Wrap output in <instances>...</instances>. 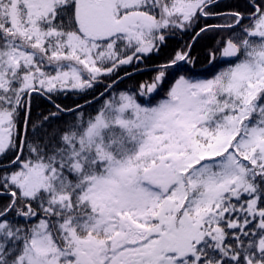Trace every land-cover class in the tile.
<instances>
[{"label":"trees","instance_id":"1","mask_svg":"<svg viewBox=\"0 0 264 264\" xmlns=\"http://www.w3.org/2000/svg\"><path fill=\"white\" fill-rule=\"evenodd\" d=\"M159 1L153 9L155 48L141 55L143 65L139 67L145 70H136L133 61L118 63V54L96 63L97 72L83 73L80 82L59 83L51 76L67 69L69 63L63 55L67 52L65 34L69 30L82 35L74 24V2L64 0V7L55 3L56 15L49 22L28 0H0V63L12 62L0 70V109L10 116L8 143L0 153V264H81L85 255L79 247L88 240L97 245L99 253L109 246L111 250L117 231L100 219L89 191L101 178L108 180L118 169L132 168L146 190L142 172L157 162V156L146 154L157 144L149 140L152 137L133 106L155 105L180 78L208 80L241 63L264 64V38L250 36L255 21L246 19L253 13L252 4L262 8L264 0H222L212 7L207 6L210 0ZM161 1L163 8H158ZM183 4L193 7L182 15L173 14ZM202 11L220 17L205 18ZM236 16L242 22L228 28ZM208 25L226 29L200 33L190 51L195 58L192 70L188 64L176 66L197 31ZM230 42L238 54L218 64L224 47L225 53H234ZM210 53L216 62L211 69L192 74L209 63ZM159 72L164 74L161 93L139 100V88L152 83ZM249 75L255 83H244L239 98L229 92L215 93L213 98L220 105H205L202 123L193 126L207 127L212 137L216 132L220 138L224 135L228 146L212 157L194 155L195 163L181 174V189L174 196L169 197L171 190L153 186L146 190L155 196L157 205V216L148 219L147 226H162L148 256L159 248L163 264H264V162L260 160L257 166L251 157L245 158L253 144L254 150L264 149V86L255 87L264 78L254 72ZM123 106L130 112L122 110ZM165 145H170L169 139L158 146ZM36 163L47 172L43 175L48 182L43 181L41 188L31 192L7 183L8 172H27ZM232 171L237 173L227 180L226 190L210 204L202 202L210 189L209 180L227 179ZM202 203L203 210H197ZM164 205L168 210L159 221ZM170 219L179 227L187 219L195 225V232H189L194 241L187 253L163 250L169 245H163L162 236L168 232L164 222ZM38 238L46 244L42 252L32 246Z\"/></svg>","mask_w":264,"mask_h":264},{"label":"rangeland","instance_id":"2","mask_svg":"<svg viewBox=\"0 0 264 264\" xmlns=\"http://www.w3.org/2000/svg\"><path fill=\"white\" fill-rule=\"evenodd\" d=\"M74 1V24L83 33L84 38L76 37L78 31L67 30L68 32L65 34L67 36V52L63 55L69 63L66 64L67 69H59L51 76L54 81L68 83L76 80V82H80L83 73L92 70L97 72L96 63L101 64L103 61L116 57V54H120L117 53L118 49H122L126 53L133 47V51L136 50L138 53L144 54L154 46L153 37L156 22L147 18L144 10L157 6L159 0ZM178 1L176 0V2ZM28 2L32 9L41 12V15H47L48 21L52 22L56 15L55 7L57 5L55 3H60L61 7L64 0H28ZM133 6L137 9L126 10ZM191 6L193 7L191 4H183L182 8L178 6L176 10H173V14L182 15L184 11L191 10ZM158 8H163L162 1ZM187 13L191 12L187 11ZM255 24L261 27L255 33L264 36V15ZM116 42L123 43L119 46ZM229 56L228 53L222 55L223 58ZM60 61L64 63L63 60ZM180 61L186 62L187 56H178L177 62ZM11 65L10 60H3L0 63V70L5 71ZM259 65L264 67L262 63H259L258 66L239 65L228 70L221 77L217 75L207 81L188 82L186 79L180 78L170 90L165 92L164 98L155 105L133 106L136 112H140L141 122L146 126L148 137H152L149 140L157 144L154 151L146 153L148 156H157V162L152 163L142 172L141 179H143L146 189L153 186L165 192L171 190L169 197L174 196L179 192V188L181 189V183L178 180L181 178V174L188 169V165L195 163L194 155L212 157L215 152L228 146L229 143L224 135L220 138L219 133L216 132L212 137L207 127L197 129L193 126L202 123L203 116L201 114L206 112L205 105H220L213 98L215 93L229 92L233 97L239 98L244 83L248 86L255 83L251 80L250 73L254 72L256 76L262 74L264 78V68H259ZM217 80L216 88L211 87L208 90L204 88L205 83ZM219 81H222V84ZM263 86L264 81L255 85L256 89ZM122 110L130 112L126 106H123ZM9 121V113L0 109V153L5 150L8 143L7 131H1ZM125 127L131 129V126ZM166 139H169L170 145L159 147L158 145H161ZM254 148L253 144L252 152L248 149L249 152H246L245 158L251 157V162L259 166L260 160L264 162V149L259 150L258 147L254 150ZM181 155L185 157L183 160H181ZM27 169V172L22 170L8 172L6 174L7 183L18 187L25 186L26 191L33 192L42 187L43 181L48 182L43 175L47 174L44 167L32 165ZM236 173V171H232L231 174H228L227 179L220 176L222 179L209 180L210 189L202 202L210 204L217 199L226 190L227 180L232 179L231 177L234 179ZM49 174L53 175L52 172ZM174 182L176 189L172 186ZM176 190L178 191L175 192ZM88 198L101 212L100 219L103 223H106L108 228L115 229L117 233L112 243V246L115 247L110 250L109 246L105 253H99L97 245L92 241L82 242L79 251H82L85 256L80 258L81 264H163L159 248L156 249L154 255L148 256L157 241V239H151L150 236L158 235L162 229V226L159 225L157 227L147 226V220L157 216L155 196L153 194L151 196L139 185V178L135 175L133 168L130 170L118 169L108 180L101 178L96 182L92 191H89ZM166 206H162L159 210V221H162L163 211L168 210ZM202 207H204L203 203L197 210H203ZM159 223L161 224V222ZM164 224L168 232L162 236L163 245H169L163 250L177 255L187 253L191 242L194 241L189 232H195V225L188 219L181 221L180 227L172 219L165 221ZM32 246L37 252L46 249L42 238L33 240ZM132 258H134L133 261ZM143 258L145 259L143 260Z\"/></svg>","mask_w":264,"mask_h":264},{"label":"water","instance_id":"3","mask_svg":"<svg viewBox=\"0 0 264 264\" xmlns=\"http://www.w3.org/2000/svg\"><path fill=\"white\" fill-rule=\"evenodd\" d=\"M258 14V9L256 8V12L255 14L252 16H256ZM160 79H161V75H159L157 78H156V84H153L151 85L148 89H147V93L150 95L153 91L154 88H156L157 85H160Z\"/></svg>","mask_w":264,"mask_h":264},{"label":"flooded vegetation","instance_id":"4","mask_svg":"<svg viewBox=\"0 0 264 264\" xmlns=\"http://www.w3.org/2000/svg\"><path fill=\"white\" fill-rule=\"evenodd\" d=\"M215 16H219V15H215ZM222 27H224L223 25H213V26H211V25H208V26H206V28H222ZM216 30V29H215ZM211 32V31H210Z\"/></svg>","mask_w":264,"mask_h":264}]
</instances>
